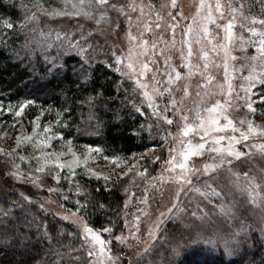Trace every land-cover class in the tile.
Instances as JSON below:
<instances>
[{
  "label": "rangeland",
  "instance_id": "obj_1",
  "mask_svg": "<svg viewBox=\"0 0 264 264\" xmlns=\"http://www.w3.org/2000/svg\"><path fill=\"white\" fill-rule=\"evenodd\" d=\"M29 21L35 44L120 76L147 144L107 154L0 101V202L17 195L43 229L48 214L74 226L77 264H161L264 237V0H60ZM88 179L123 198L113 226L78 213Z\"/></svg>",
  "mask_w": 264,
  "mask_h": 264
},
{
  "label": "trees",
  "instance_id": "obj_2",
  "mask_svg": "<svg viewBox=\"0 0 264 264\" xmlns=\"http://www.w3.org/2000/svg\"><path fill=\"white\" fill-rule=\"evenodd\" d=\"M59 1L0 0V101L6 108L25 106L21 118L28 121L39 109L45 112L43 121L59 119L57 131L66 140L125 157L143 151L146 138L137 134L141 120L119 90V75L102 64L86 66L74 54L35 44L29 16L48 12ZM190 90L184 87L183 96ZM84 182L89 196L76 210L94 229L113 226L123 198L100 181ZM32 208L15 194L0 202V264H77L79 231L51 214L44 217L43 229L20 211ZM161 264H264V237L253 234L230 253L221 247H195L180 259L164 257Z\"/></svg>",
  "mask_w": 264,
  "mask_h": 264
}]
</instances>
